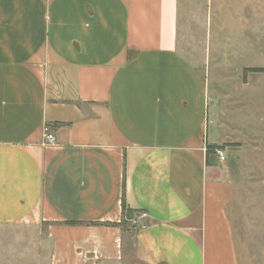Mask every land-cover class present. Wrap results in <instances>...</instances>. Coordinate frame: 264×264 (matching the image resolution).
<instances>
[{"label": "crops", "instance_id": "1", "mask_svg": "<svg viewBox=\"0 0 264 264\" xmlns=\"http://www.w3.org/2000/svg\"><path fill=\"white\" fill-rule=\"evenodd\" d=\"M208 19L244 50L211 60L189 36ZM253 43L264 0H0V226L45 225L50 264L117 262L130 235L144 264H242L235 183L206 149L264 140Z\"/></svg>", "mask_w": 264, "mask_h": 264}, {"label": "rangeland", "instance_id": "2", "mask_svg": "<svg viewBox=\"0 0 264 264\" xmlns=\"http://www.w3.org/2000/svg\"><path fill=\"white\" fill-rule=\"evenodd\" d=\"M202 1V0H197ZM214 19V18H212ZM203 30H190V38L195 37L197 45L207 47L210 59L216 55L217 49L243 48L244 41L232 42L234 35L230 30H206L209 19L204 23ZM183 33L184 30H181ZM224 34V40L218 35ZM232 35V36H231ZM240 39V37H237ZM252 51L247 50L249 59L258 66H264V53L257 43H253ZM222 50V51H223ZM222 56L226 52H220ZM253 55L254 58L250 57ZM240 60L239 57L235 59ZM252 63V62H251ZM256 73V72H254ZM260 76H264L263 74ZM258 82V83H256ZM252 90L253 110L252 132L264 131V108L261 107L260 81L254 80ZM263 85V83H262ZM249 121V120H248ZM247 127V132H248ZM232 145L227 144L229 149ZM224 149V147H222ZM238 153H226L224 169L235 183V193L230 204V220L236 241V249L241 254L242 264H264V140L260 136L253 137L240 147H235ZM127 231L132 230V222L126 224ZM50 242L46 238V226H0V264H50ZM110 264H144L134 253L131 235L125 246L121 260Z\"/></svg>", "mask_w": 264, "mask_h": 264}, {"label": "built area", "instance_id": "3", "mask_svg": "<svg viewBox=\"0 0 264 264\" xmlns=\"http://www.w3.org/2000/svg\"><path fill=\"white\" fill-rule=\"evenodd\" d=\"M44 142L46 145H54L55 144V136L49 130V127H44ZM213 154L217 157L219 162L225 161V154L221 148H215L213 150ZM147 214L145 212H141L137 219L132 220V224H134L137 228H145V224H142L140 220L146 219Z\"/></svg>", "mask_w": 264, "mask_h": 264}, {"label": "trees", "instance_id": "4", "mask_svg": "<svg viewBox=\"0 0 264 264\" xmlns=\"http://www.w3.org/2000/svg\"><path fill=\"white\" fill-rule=\"evenodd\" d=\"M249 71H252V72H263L264 70L263 69H250ZM215 148H219V147L208 146L206 150L209 153V152H213V150ZM220 148H222V147H220ZM121 210H122V221H121L120 225L122 226V225H126V224L130 223L129 222L130 220L131 221L133 220V218L135 217L134 216L135 211L130 210L126 206L124 201H122ZM132 227L135 228L136 226L133 224Z\"/></svg>", "mask_w": 264, "mask_h": 264}]
</instances>
